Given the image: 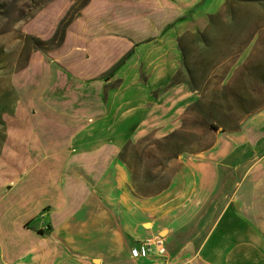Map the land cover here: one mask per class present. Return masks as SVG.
Listing matches in <instances>:
<instances>
[{"label":"crops","instance_id":"0c3cea01","mask_svg":"<svg viewBox=\"0 0 264 264\" xmlns=\"http://www.w3.org/2000/svg\"><path fill=\"white\" fill-rule=\"evenodd\" d=\"M11 82L0 264H264V0H89ZM150 134L187 138L163 174L124 158Z\"/></svg>","mask_w":264,"mask_h":264},{"label":"rangeland","instance_id":"374dc122","mask_svg":"<svg viewBox=\"0 0 264 264\" xmlns=\"http://www.w3.org/2000/svg\"><path fill=\"white\" fill-rule=\"evenodd\" d=\"M53 1L55 0H0V124L3 113L9 112L15 101L11 80L27 64L35 50L30 37H37L36 33L43 26L39 18ZM76 1L72 0V5ZM50 17L51 15L48 21ZM51 19L54 22L53 16ZM211 120L210 117L204 118L205 128L209 127ZM2 130L3 127L0 126V136ZM186 140V137L179 134L168 139L150 134L136 142H130L124 158L135 159L137 164L133 167L138 172L163 174L170 157L180 151L179 146Z\"/></svg>","mask_w":264,"mask_h":264},{"label":"trees","instance_id":"16d2710c","mask_svg":"<svg viewBox=\"0 0 264 264\" xmlns=\"http://www.w3.org/2000/svg\"><path fill=\"white\" fill-rule=\"evenodd\" d=\"M248 1H252V0H248ZM88 2L89 0H77L67 11L66 15L63 17V19L59 23L55 33L53 34L51 38L47 40H42L38 37H30L34 49L48 51L50 49L60 46L65 38V33H66L68 26L78 15H80L83 7H85V5ZM114 70L115 68L111 71V73L114 72ZM210 127L214 129L215 125L211 123Z\"/></svg>","mask_w":264,"mask_h":264},{"label":"built area","instance_id":"2783aa9c","mask_svg":"<svg viewBox=\"0 0 264 264\" xmlns=\"http://www.w3.org/2000/svg\"><path fill=\"white\" fill-rule=\"evenodd\" d=\"M150 254H157L160 257L167 255V248L163 236L156 234L145 238L141 241L139 247L131 249V255L133 257H145Z\"/></svg>","mask_w":264,"mask_h":264}]
</instances>
